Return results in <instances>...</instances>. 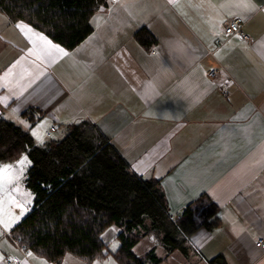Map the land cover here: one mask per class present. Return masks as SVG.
I'll return each instance as SVG.
<instances>
[{
  "label": "crops",
  "instance_id": "0c3cea01",
  "mask_svg": "<svg viewBox=\"0 0 264 264\" xmlns=\"http://www.w3.org/2000/svg\"><path fill=\"white\" fill-rule=\"evenodd\" d=\"M234 19L252 42L224 34ZM91 24L67 50L0 13V118L40 147L90 122L134 175L159 181L171 215L201 197L218 207L220 226L188 239L186 264H264V0H110ZM141 28L150 50L134 39ZM21 158L0 173V264H50L6 235L33 206ZM177 254L163 264H181Z\"/></svg>",
  "mask_w": 264,
  "mask_h": 264
},
{
  "label": "trees",
  "instance_id": "16d2710c",
  "mask_svg": "<svg viewBox=\"0 0 264 264\" xmlns=\"http://www.w3.org/2000/svg\"><path fill=\"white\" fill-rule=\"evenodd\" d=\"M109 1L0 0V13L73 50L92 34V18ZM134 39L146 50L156 43L145 28ZM31 113L21 116L34 124ZM23 155L31 163L25 182L34 200L11 237L50 264H62L67 255L84 264L109 256L118 264H163L173 253L187 256L188 239L197 230L211 231L221 224L218 207L204 197L173 220L159 181L134 175L88 121L69 125L61 140L40 147L28 130L0 118V166ZM110 229L118 243L115 251L102 239ZM149 236H158L165 257H158L155 249L141 258L134 254ZM212 264L224 263L216 259Z\"/></svg>",
  "mask_w": 264,
  "mask_h": 264
},
{
  "label": "built area",
  "instance_id": "2783aa9c",
  "mask_svg": "<svg viewBox=\"0 0 264 264\" xmlns=\"http://www.w3.org/2000/svg\"><path fill=\"white\" fill-rule=\"evenodd\" d=\"M112 2H116V0H112ZM242 27H243V21L241 19H234L231 21H228L224 28H223V32L225 35H233V34H239L241 36V38L247 42H252V39L244 34L242 32ZM218 71L217 70H212L209 71L208 76L211 80H214L217 77ZM56 128L52 127L46 134L45 137L46 138H50L51 135L53 133H55ZM180 218V213H177L175 215H172V219L173 220H178ZM6 235L11 239V241L13 242V244L18 248V250L20 251L21 255L23 258L27 257L28 251H26L24 248L20 247L18 242L16 240H14L10 234L6 233ZM255 247L257 249H260L261 251H264V239H258L255 243ZM21 261V258L17 257V258H13V259H7L5 260V264H19Z\"/></svg>",
  "mask_w": 264,
  "mask_h": 264
},
{
  "label": "rangeland",
  "instance_id": "374dc122",
  "mask_svg": "<svg viewBox=\"0 0 264 264\" xmlns=\"http://www.w3.org/2000/svg\"><path fill=\"white\" fill-rule=\"evenodd\" d=\"M58 135H54L53 137L55 138H59L57 137ZM114 236V229H110L108 230L103 236L102 239L105 243H108L109 245V250L111 251H115L116 248L118 247V243L115 239H113ZM159 243L158 240V236L157 238L155 236H152V238L149 237H145L143 238L138 245L135 247L134 249V254L141 258L143 257L146 253H148L150 250L155 249V244ZM158 248V245H157ZM155 252L157 254V256L159 257H165V252L161 246L160 249H155ZM178 256L182 257L183 261L181 262V264H186L188 258L190 259H194L195 256L192 255H187V256H183L181 254H177ZM78 263V262H77ZM84 264V263H83ZM93 264H118L117 261L115 260V258L109 256L106 259L103 260H97L95 261ZM171 264V263H169ZM174 264V263H173Z\"/></svg>",
  "mask_w": 264,
  "mask_h": 264
},
{
  "label": "snow or ice",
  "instance_id": "6c2138e0",
  "mask_svg": "<svg viewBox=\"0 0 264 264\" xmlns=\"http://www.w3.org/2000/svg\"><path fill=\"white\" fill-rule=\"evenodd\" d=\"M254 7V6H253ZM19 27V26H18ZM39 39L45 41L46 43L50 44L51 42L50 41H47V38L46 37H43V36H40ZM59 51H63V49H59ZM27 161V157H22L21 160L19 161V163L21 165H23L25 162ZM14 166L13 165H4L3 167H0V173H2L4 171V169H11L13 168Z\"/></svg>",
  "mask_w": 264,
  "mask_h": 264
}]
</instances>
